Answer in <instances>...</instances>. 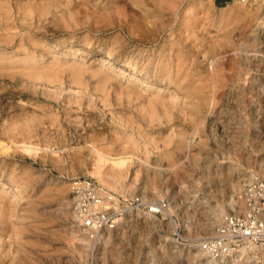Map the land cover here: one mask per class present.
Instances as JSON below:
<instances>
[{
  "label": "rangeland",
  "instance_id": "374dc122",
  "mask_svg": "<svg viewBox=\"0 0 264 264\" xmlns=\"http://www.w3.org/2000/svg\"><path fill=\"white\" fill-rule=\"evenodd\" d=\"M263 1L0 0V264H204L228 184L264 179ZM92 145L166 212L73 237V179L132 197Z\"/></svg>",
  "mask_w": 264,
  "mask_h": 264
},
{
  "label": "built area",
  "instance_id": "2783aa9c",
  "mask_svg": "<svg viewBox=\"0 0 264 264\" xmlns=\"http://www.w3.org/2000/svg\"><path fill=\"white\" fill-rule=\"evenodd\" d=\"M253 3L256 0H239ZM72 219L83 230L95 236V243L104 229H114L130 212L163 215L167 210L164 199L152 201L141 195L121 197L101 183L88 177H77L71 182ZM239 210L230 213L214 232L201 240L202 250L209 264L242 261V251L264 248V179L256 176L242 188ZM241 256V257H240ZM92 262L94 263V258Z\"/></svg>",
  "mask_w": 264,
  "mask_h": 264
},
{
  "label": "bare ground",
  "instance_id": "6f19581e",
  "mask_svg": "<svg viewBox=\"0 0 264 264\" xmlns=\"http://www.w3.org/2000/svg\"><path fill=\"white\" fill-rule=\"evenodd\" d=\"M242 2V1H241ZM264 2V1H263ZM243 3V2H242ZM245 3V2H244ZM252 4V3H251ZM245 5V4H244ZM230 7V6H229ZM232 7V5H231ZM242 10V9H241ZM245 10V8H244ZM234 11V10H233ZM243 12V11H242ZM246 12V11H244ZM224 13V12H223ZM243 14V13H242ZM241 14V15H242ZM240 17V16H239ZM238 17V18H239ZM243 18V17H242ZM157 22V21H156ZM182 25V24H181ZM219 26V25H218ZM254 43V42H253ZM217 76V75H216ZM203 86V85H201ZM208 86V85H207ZM194 88V87H193ZM203 88V87H202ZM192 89V88H191ZM199 89V88H198ZM217 90V89H216ZM205 92V91H203ZM218 92V91H217ZM208 93V92H206ZM214 94V93H213ZM194 96V95H193ZM200 96V95H199ZM206 97V96H204ZM189 98V97H188ZM197 98V97H196ZM203 98V97H202ZM198 99V98H197ZM190 100V98H189ZM192 100V99H191ZM200 100V99H199ZM213 100V98H212ZM204 101V100H203ZM207 102V101H206ZM216 102V101H215ZM201 104V103H200ZM204 104V102H203ZM218 104V103H217ZM193 106V105H192ZM205 107V106H204ZM235 125V124H234ZM239 130V129H238ZM232 132V130H231ZM228 134V133H227ZM237 136V135H236ZM227 137V136H226ZM264 138V137H263ZM261 141V140H260ZM259 141V142H260ZM258 142V143H259ZM135 144V143H134ZM188 145V144H187ZM262 145V144H261ZM264 145V143H263ZM93 146V145H92ZM98 147V146H97ZM96 146H93L92 147V152L95 153L96 155V161H95V174L96 176L98 177V179L105 185H107L108 188H112L113 190L115 191H120V192H124L125 190H128L131 191V193L129 194L130 196L134 197L133 192L134 190L131 189L132 187L130 186V184L128 186H130L131 188L128 189L127 188V184L123 183L128 175L129 172H131L130 170H134L133 168V165L136 164V161L134 160V156H132L133 160H131L129 158L127 154V151H126V154H124L123 152L120 153V152H117L115 153L114 155L110 154L111 152H108V150H104V149H100V148H97ZM129 147V146H128ZM183 147V146H182ZM132 148V147H131ZM34 149V148H33ZM110 149H113L112 147H110ZM134 149H136L134 147ZM27 151H31V147H26ZM130 150V149H129ZM131 151V150H130ZM132 153V152H131ZM133 155V154H132ZM131 157V156H130ZM261 161V160H260ZM264 162V161H263ZM139 167V166H138ZM137 170H139L138 168H135V172H137ZM260 171L262 172V174L264 175V163L261 165V169ZM139 172V171H138ZM132 173V172H131ZM157 173V172H156ZM231 174V173H230ZM253 174V173H252ZM247 175V174H244V176L241 178V177H238L237 179H233V181H231L229 184H228V189L230 190V192H234L236 193L238 196H240L241 194V191L243 188V185H245V183H248L249 181H251L253 178H255L256 176H259L257 173L256 175ZM155 177V176H154ZM161 177V176H160ZM165 177V176H164ZM133 184V183H131ZM135 187V186H134ZM52 192V191H51ZM232 194V193H231ZM140 195V194H139ZM136 196V195H135ZM142 197L144 195H141ZM147 196V195H146ZM234 195H232L231 197V200L227 203V204H221L220 206H218L216 209H215V215H216V220L212 221L210 219V221H205V223H203L202 225V229L206 230V234H208L207 230H211L213 229V226L216 224V223H222V218L223 216L225 215V213H227L226 216L230 215V212H234V211H238L239 209V200L235 202V199L233 197ZM145 198V197H143ZM237 205V207L235 206ZM227 206H232V208L236 207L237 209L234 211H231L232 209L230 207H227ZM65 211V210H64ZM140 213H144L145 216H148L149 217V214L150 215H153L151 213H147V212H141L139 211ZM225 212V213H224ZM229 212V214H228ZM71 213V212H70ZM72 214H73V211H72ZM155 216V215H154ZM73 217V216H72ZM225 217V216H224ZM212 221V222H211ZM122 223V222H121ZM77 225V224H76ZM120 225V222L119 224ZM122 225V224H121ZM79 226V225H77ZM80 227V226H79ZM105 230H112V229H104L102 230V232L100 233V239L99 241H101L105 236H104V231ZM85 230H83L81 227L78 228V229H72V235L73 237L75 236H78L77 234L79 232H83L84 233ZM86 232V231H85ZM88 234V232H86ZM85 234V233H84ZM81 235V233H80ZM91 237H93L92 234H90ZM68 241V240H67ZM199 250L197 252V256H194V257H198V258H201L203 257V261H204V264H209L208 263V258L207 256L205 255L204 251L202 250V246H201V243L199 244L198 246ZM152 252V251H150ZM149 252V253H150ZM242 261L243 263H250V264H254V262H257L259 259H262L264 260V248H258V247H254L250 252L248 251V249L246 250H243L242 251ZM240 256V257H241ZM85 263V262H84ZM228 264V263H227ZM229 264H242L241 262L240 263H235V259L231 262H229ZM259 264V263H258ZM264 264V263H263Z\"/></svg>",
  "mask_w": 264,
  "mask_h": 264
}]
</instances>
